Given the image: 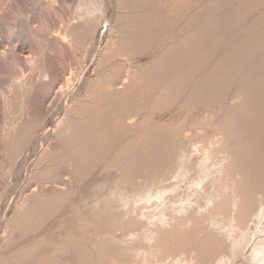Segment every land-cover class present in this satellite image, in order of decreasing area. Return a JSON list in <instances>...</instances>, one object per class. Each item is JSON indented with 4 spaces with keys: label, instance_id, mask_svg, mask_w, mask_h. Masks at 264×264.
Wrapping results in <instances>:
<instances>
[{
    "label": "bare ground",
    "instance_id": "1",
    "mask_svg": "<svg viewBox=\"0 0 264 264\" xmlns=\"http://www.w3.org/2000/svg\"><path fill=\"white\" fill-rule=\"evenodd\" d=\"M116 1L119 6V13L121 14L118 16V26L116 30L113 31L115 33L111 36V40H109L110 38H108V40L106 41L109 42L106 45H103L104 48H102V51L100 53L98 51L99 54L96 53L97 56H94V51H91L89 55V61H91L92 57L94 56L92 60L95 59V65L92 69V72L90 71L91 76H88L87 80L83 82L82 89L84 91L82 90L83 92H80V102L77 101L79 103L76 106L74 104L75 107H71V109L64 114V117L54 126V131H49L50 133L48 132V134H50L49 136L52 135L53 139L55 138V140L57 141L58 144H56L58 145V150L57 148L56 150H54V148L49 149L51 146H47L48 148L43 150L39 155L36 164L34 163V165H36L33 171V175L36 176L35 178L45 177L49 175L51 177L52 174L56 176V171L60 168H63L66 171L70 172L73 177H77L76 179L78 182L76 183V180H74V183L81 184L82 188L84 189L83 191L87 193V197H83V195L77 197V194L79 193L76 194L75 191V193L72 191L74 193L72 194V196V186H70L69 189H71H68L69 192L67 191L66 195L65 193H63L64 197L63 194H51L52 196H45L43 193L44 191H41L42 199H40L41 196H38L39 198L35 197L36 199H40L37 201L32 196L33 202L32 200H29L32 203H28L26 201V204L23 203L21 207L15 206V208H13V213H11L12 216L8 220L9 231L5 234L9 241L6 239V236H4V238L8 242H10L12 241L11 238L13 235L15 236V238L16 236H18V245L8 253L0 251V264H162V262H159L157 260L158 256L156 255H162L163 260L172 257L171 259L180 261L181 263L185 264H225V262L228 261H230L231 264H264V222H260V219L264 218V94L262 93L263 90L261 91V89H259L260 86L258 87L259 90H257V88H254L255 85L252 86V84L255 83V79L252 81L253 83H251V85H244V81L247 78L245 77V75L248 76L250 73H252L249 75L250 82L253 79H251L250 76L253 75L252 77H254V73L250 68V73L242 72L245 73V75L243 74L245 78L244 81H242L243 77L241 78L240 76H237L240 75V73H236L237 75L234 73L239 72L243 65L245 68L247 66L252 68L253 66H250V64L254 63L252 62L253 58L251 57V60L247 58V60H249V63L251 62L250 64L245 61L246 57H248V54L247 56L242 55L240 50L241 48L239 46L237 51L240 52L241 57L245 58L244 59L239 56L245 61V64L243 63L244 61L242 62V60H240V62H242L239 63L241 64V67L240 65L237 66L238 63H235L236 65L234 64L233 66L232 63L237 62V60L232 59V57H238V54L236 55L234 51H231L232 54L234 53L235 55L231 56L232 54L229 52L231 49L228 50V45L230 44L226 43L228 44L227 48L223 45L224 50H228H225L226 53H230L229 57L231 56L230 58L232 60H235L230 62V64L233 66L232 68H240H238L239 70L237 69L235 71L232 70V72H229L230 68L228 67H230L231 65H229L228 61L230 59L229 57V60L226 58V63L228 62V65L226 66L228 67H220L224 69L228 68L227 71L230 75H228L227 72L226 75L224 73L225 70L222 71L224 75L228 76L226 81L231 82L233 80V82L235 81L237 84H240V80L238 82L237 80L238 78H241L242 84L246 87V89L244 88V90H242V84H240V87H234L235 89L232 90V87L230 86L232 91H229H231V93L224 92L228 91L229 89V87H227L226 89L224 87L229 86L228 84H225L228 83L224 79L226 76H220V78L222 77L224 79L223 80L221 78L223 82L225 81L224 85L223 82L220 81L221 79H219V76H216L217 74L215 75V77L210 73L214 71L215 67H217V65L214 66L216 63L219 62L220 64H218L222 66L224 62L221 64L220 59L223 60L222 56H224V54L226 53H224L223 55H219V53L215 52L217 48L216 50H213L212 52H215L219 57L217 56V58L216 55L214 56L212 52L211 53L214 57H212V55H208L211 57V63L213 66H211L210 64H206L208 68L209 66H211V72L208 71L210 75H208L209 77L207 79L211 82L218 79L221 82V85H224L222 86V88L224 87L225 90L223 89V91L221 88V91L219 89L220 83L218 84V86L216 82H213V85L215 86L214 83H216V86L211 90L216 91L211 92V94L213 93L212 96L210 94L208 95L207 93L211 88L208 85L211 82L209 83V81L206 80L208 81L207 86L209 87L208 88L206 86V88L208 89L206 90L204 86L206 85L204 80L206 79L205 77L207 76V73L206 71L204 72V70L207 68L203 63L205 60L198 62V59L201 60L205 58V62H208V56H206L208 49L207 51L203 52V49L206 50L205 47L201 46L203 44L200 43L199 46H201L202 48H199L197 44L196 46H194L193 41L191 42L193 37L191 31H193L194 29L196 30V28L192 27L193 30H191L190 27L188 29L191 30L190 32L188 31V35L189 33L191 34L189 36L183 33V36L185 35V37L192 36L191 38H188L187 41H190V43L188 42V44L185 42L186 40H183L181 38V33L173 37L174 41H172V43L175 42V39L177 40V43H179L178 40L180 39L183 41L182 44L178 46L172 44L174 47L170 44L172 49L174 50L175 48L176 51L177 48L179 51V47L181 46V54L180 52L176 53V51H173L171 49L169 43L167 45L168 39H161V41L164 40L165 42L156 43L152 41L154 38L153 34H150L151 36H149L148 34H144L145 30H149L147 24L148 22L146 21L150 20L152 16L148 18L149 16L147 17V14H144L145 12L142 14L146 17L142 16L141 12L143 9L141 7L140 8L142 10L137 9V5L134 3L135 1L139 0ZM163 1L161 2L164 3ZM178 1H176V3H178ZM250 1L248 3L253 5V3H250ZM167 2L169 3V1ZM256 2L258 3V1L255 0V4H257ZM260 2H263V0H261ZM146 3L144 4L147 5ZM232 3L234 4V2H231V4L229 5H232ZM263 3H258L257 7H259V4L262 5ZM150 4L151 3L149 2L148 6ZM167 4L165 6H167ZM177 5L178 4L175 5L176 8L174 6L175 9H177ZM139 6L143 5L139 4ZM171 6H173V4ZM154 7L151 8L152 10L149 9L151 13L148 14L156 16L159 14V17L163 7L160 8L157 5ZM169 8L172 10L171 7H168V10ZM120 10L122 13L120 12ZM247 10L250 11L251 9H246V11ZM248 11L246 13H248ZM145 18H147L148 20L146 19V21H142V19ZM241 18L243 17L241 16ZM153 20L150 21L153 22ZM21 23H23V21ZM156 23V21L155 23H152L153 27H155L153 28L151 26L152 24H150L149 22V26H151L152 30L150 32H153V29L155 30L157 28H160V26L162 25V19L161 23L158 22L159 25L161 24L160 26H158V23L156 25ZM144 24L147 26H145ZM79 25L80 24H78V26ZM103 25V22H100L98 24L97 22L93 23V21H86L82 26H80L81 28L79 30H77L76 28L77 32L73 33V45L77 47L80 45L82 46L83 43L90 40L93 42H98V40H100V38L102 37L101 30H103ZM263 25L264 24H262V26ZM195 26L199 25L196 24ZM21 27L23 28L22 25ZM260 27L261 26H259V29L262 31V28L264 26L262 28ZM25 28L26 26L24 27V29ZM24 29L22 30L24 31ZM252 29H254V27H252ZM141 30L143 31V33ZM195 30L193 32H195ZM245 30L248 31L247 29H244V31ZM154 32L156 33V30ZM21 33L22 32H20V35ZM147 33H149V31ZM155 33L154 41L159 39L158 36H160L155 35ZM260 33L261 35H263L264 30ZM250 34H247V39L245 33H243V35L246 37V42L251 41L253 36L256 42L262 41L264 39V35L261 38L262 40H258L261 35L258 37L257 35L251 34V36ZM243 35H241L239 39L241 38V43L244 42L243 44H245V46H242V51H245L244 48H247L246 46L248 44L243 41ZM24 39L25 41H27L26 39L28 38ZM236 40L237 42L239 41L238 38ZM106 41L104 42L106 43ZM155 43L156 45H153ZM233 43L234 42H232V45H234ZM261 43L264 46V43L260 42V44ZM190 44L193 45L196 50H198V48L199 50L195 52L193 50L194 47H191ZM249 44L253 43L250 42ZM218 45L220 46L221 44L218 43ZM213 46L215 49L216 45H214V43ZM234 46H236V44ZM252 46L253 45H250L249 47ZM81 48L78 47V49L80 50ZM248 48L247 53H251L253 50ZM232 49L236 50L237 48L234 49L233 47ZM191 50L198 55V58L195 57L197 55L194 54ZM224 50L222 52H224ZM263 50H261V52H264ZM190 51L192 54L190 53ZM200 51L203 52V55H205L206 57L200 56L199 58V54L201 53ZM197 52L200 53L198 54ZM222 52L220 53L222 54ZM174 53H176V57L175 55L173 56ZM189 53L191 55L194 54L195 56H193V60L188 61L191 62L197 59L198 61H195L199 63V66L201 62L202 64H204V66H200L204 67V70L202 68V70H200L199 67V69L196 68L198 65L194 66V64L196 63L195 61L193 62L194 64H192L191 62V64L194 66V70H192L193 72L195 70H200L205 73H203L205 77H200V75L198 74L201 79L204 77V80H200V78H197L199 82H204V85L202 83H197V79L196 81L193 79L196 76L198 77V75H196L195 73L196 71L194 72L195 74H193L196 76H194L193 78H191V74L193 72L191 74L189 72L182 73L191 75V80L187 77L189 75L185 74L183 76L180 73L188 67V65L187 67H185L186 61L185 59L183 60V58L188 59ZM148 54L149 58L147 59V61L145 60V64L137 61L139 56H147ZM178 54L180 56H177ZM261 54H263L264 57V53ZM185 55L188 56L186 57ZM220 56L222 58H220ZM250 56L251 55H249V57ZM173 57H175V59L178 61H180L179 58L185 61L184 63L181 60L185 64L184 66H182L183 64L181 65L182 67H184V70L180 66V70L182 69V71H179L178 67L180 63L179 65H177L178 63H175L176 60H174V63H168L170 60H172ZM225 57H227V54ZM143 58L144 57H142V59ZM191 58L189 57V59ZM212 58H215L218 61L214 60L215 62H213L215 64H213ZM153 61H156V64H158L160 61L159 64L161 66L163 65L164 69H167V66H169L170 69H173V71H175H172V75L175 73L172 79V75H167L169 73L171 74V72H167L166 74L164 70L161 71V69H163V66L162 68H160V71L156 68V70L159 71L158 73L164 71L167 75L166 77L165 74V76L162 75L163 73H161V75L157 74L161 77H165H162V80L161 77L156 75L157 72L155 70L156 82L160 83V86L161 84L165 85L166 83H168L167 86L169 87L170 85V90L175 89L173 92H170L169 95V91H167L166 88H163V86H161V89H157L160 88V86H157V83V85L155 84L157 88H154L161 91L158 93L155 91V89H153L155 92L151 91V86H153L152 80L151 82H149L148 80H146V78L149 75L153 76L152 74H154V72H149L150 74L148 73L147 77H144V75L141 74L143 73L142 71H149V69L148 71H146V69L150 68L148 66ZM161 61H166L167 64L162 63ZM246 63L248 64L247 66ZM258 63H261V66L259 64H256L255 62L256 65H259V67L264 70V68H262L263 60L261 62L259 60ZM156 64H151L152 68H150V70H154L153 68ZM164 64L167 65L166 68ZM255 67H253V69ZM189 68L190 69H187L191 71L192 67L189 66ZM212 68L213 70H211ZM217 68L218 69L215 70L217 72L215 73H218L219 67ZM260 68H258L257 70L255 69L254 71L255 73L257 71V74H255L256 82L259 80V78H257L258 74H260V78L263 77L264 79V76L261 75H264V73H258L261 71ZM124 69H126L125 73H127V83L131 82L133 85L134 83L136 85H134V87H132V84H129L130 87L126 85V88H123L121 91V89L119 90V88H115V86L118 80L121 78ZM170 69H167V71ZM176 69L179 71H177V73H179L180 76L179 74H176ZM241 70L243 71L244 68L242 67ZM219 72V74H221V71ZM231 73L234 74L231 75ZM142 76L148 82L149 86L151 85L150 87L147 83H144L145 80L142 78ZM210 76H213L215 80H213V77H211L210 80ZM158 77L162 82L164 81V79H167L163 82L165 84L158 81ZM170 77L173 81L168 80V78L170 79ZM140 78L142 80L137 82ZM234 78L236 80H234ZM190 81L191 84H193L192 82L195 81L194 83L200 84V87L204 86V90H206L204 91L205 95L207 94L208 97H211L209 99H207V97H202V100L201 97L195 96L198 97L200 99L199 100L198 98H193L194 96L192 95L191 99H195L194 101H198L194 103L193 100H190L189 95L191 93L189 92L190 94H188L184 91V87L187 85V83L190 84ZM141 82L142 84L144 83V85L146 84V87H142L141 85L140 90L141 88H146L145 90H147L148 86V92H150V94L152 92L157 94H153L155 96L152 97L151 100V98L149 97H151L152 95H149L147 91H144V89H142L141 95H149L148 98L146 97L148 100L144 98V96L142 99H139L137 98V96H142L139 95L140 90L136 89V99L138 100V102L140 100L142 102L143 99L144 101L147 100L148 105L151 100L152 102L149 106L152 105V108H149V106L145 108V106H147V103L143 102L142 103L145 104L144 107H140V103H138L140 107L139 108L138 104H135L137 101L135 99L132 100L133 95L131 94H134L133 88H139ZM245 82H248V78ZM262 82L263 84L261 88L264 89V81ZM137 83H139L138 86ZM258 83H256V87L258 86ZM29 84L30 83H28V85ZM237 84L235 86H237ZM260 84L261 83H259V85ZM127 86L130 89L127 88ZM188 86H186L187 89H189ZM195 86L191 85L192 89L191 87L190 89L197 93L199 91V85L197 86V88ZM210 86H212V83ZM131 87L133 91L132 93ZM193 87H195L196 90H194ZM26 88L27 86L24 87V89ZM128 89L129 91L127 92ZM163 89L166 92H164ZM217 89L219 90L217 91ZM27 90H21L22 92L18 98L21 99V96L23 97L24 93H27ZM30 90H32L31 87ZM202 90L203 88L200 91ZM34 91L35 92L33 93L37 92L36 90ZM163 92L165 95L163 94ZM126 94L128 96H126ZM129 95H131V97ZM259 96L260 98L262 97L263 103L262 99H259ZM125 97L127 99H125L126 102H128V104H131L130 106H132L133 108H130L127 103V107L122 104L123 102L121 101ZM133 98H135V96ZM128 99H130L131 101H129ZM23 102L21 101V111H23L24 107H26V104L24 105ZM26 103L28 104V102ZM143 104H141V106H143ZM40 108H42V106ZM113 109L114 113L112 112ZM141 109H144V111L142 112ZM14 110H16V108ZM20 110H18V114L20 113ZM107 110L109 112H112L113 114H110ZM106 111L107 113H109V116L107 115L108 117L105 115ZM155 111L158 115L153 118L152 115L156 113ZM214 111L224 112L225 121H219V123H228L227 127L224 123L222 124V127L224 125L226 129L228 128L227 131H225L226 129L224 130L223 128L226 135L223 131H221L220 139L224 137L221 140H217V137H219L217 136L216 140H212L209 142L204 141L205 143H202L200 141H197V137L201 132L199 130L201 127V129H203V122H201L202 118H200L199 116L202 113ZM153 112L154 114H152ZM22 113H20L19 115L17 114L19 116V120L17 122L18 124L13 126L11 125L12 127L9 126V131L7 129L8 127L6 128L8 131L6 132L7 139H5L6 142L3 143L6 148V153L9 156L10 163L9 172H7L8 175H6V177H10L11 175H15L16 177H23L24 168L18 163V157L20 156V153L23 151V149L27 145H30L29 143L33 139L38 137L37 132H41L40 126L41 123H43V120L40 123L39 121L26 123V119L23 118L25 119V121H23L22 119V117L24 116H22ZM14 114L16 115V113ZM214 116L216 117V115ZM134 117H138L137 120L133 121ZM206 117L208 118V116ZM14 118L18 119V117H13V119ZM207 118L206 121L209 119ZM226 118L228 121H226ZM11 121L12 124L15 123L12 119ZM20 121L22 122L21 124H19ZM23 125H25L24 128L22 127ZM46 126L48 127V124ZM206 126L209 127L204 123V127ZM138 127L144 128L145 134L147 136L146 141L148 142L146 143L148 145H152L149 146L150 148L147 153H143L140 150V147L138 145H135L134 142L130 140L117 143L120 134V130L118 129L125 128L129 130ZM20 128H23V130L21 129L22 131H20ZM109 130L112 131L110 132ZM222 132L225 136L222 135ZM46 134L47 133L41 134L43 135L41 137V140H45V138L48 136ZM197 144L201 145L195 147V145ZM153 145L154 148L152 149L154 150L151 149ZM108 150H112L113 153L117 154L116 162L115 164H113L114 168H111L110 170H108L107 168V170L101 171L97 168L98 159L102 156L101 154L105 153ZM146 157L150 158V161L148 160V165H146L142 169L140 174H144L142 177H144L145 179H149L152 181L155 180V182L147 183L145 179L140 181L137 180V177H135L136 174H138L141 170L143 160H141V162L140 159L144 158L145 160L147 159ZM50 158L51 164H48L49 166L45 167L44 170L39 169L43 164L47 163ZM118 163H123V165L119 167ZM40 164L41 166L39 167L38 165ZM17 165H19V167ZM46 165L47 164H45L44 166ZM89 171H92V173L89 174ZM146 174L148 175L146 176ZM50 177L48 178L50 179ZM104 177L106 178L103 180L102 178ZM44 179L42 180L44 181ZM143 181L145 182L143 183ZM81 186L78 185V187ZM76 187L77 186H75V188ZM43 196L46 198H43ZM148 205H150L149 207H155L156 209H154L153 211H150L149 209L146 210V207H148ZM43 206L44 208H42ZM189 207H194L193 209L196 211H194L195 214L192 213V215L187 216L188 213H183L186 212ZM193 209H191L190 212L193 211ZM168 210H172L174 213L172 212V214H170L169 211L167 214L166 212ZM183 214L186 215L184 216ZM216 228H219L220 231L223 230L221 231V234L220 231L219 233H217ZM8 242H5V247L4 245L1 246L3 247L1 248L2 251L8 248ZM140 246L143 247H141L140 249ZM149 256L152 258L154 256L156 257L152 260L151 258H149Z\"/></svg>",
    "mask_w": 264,
    "mask_h": 264
},
{
    "label": "rangeland",
    "instance_id": "2",
    "mask_svg": "<svg viewBox=\"0 0 264 264\" xmlns=\"http://www.w3.org/2000/svg\"><path fill=\"white\" fill-rule=\"evenodd\" d=\"M144 1H142V0L140 1L139 0V1H135L134 2L137 5V7H136L137 9H141V8L143 9V10L141 9L142 10L141 14L145 12L144 14L145 15L147 14V17L149 16L148 18H150L152 16L150 18V20H153V19L156 18L157 20L156 19L153 20L154 23H155V21L157 23L158 22L161 23V19H162V25L160 24L161 25L160 26L159 23H158V26H160V28L158 29L156 27L158 30L155 29L156 30V33L154 32L155 31L154 29H153V32H150V31H152L151 30V26L153 27V24H152L153 22L150 21V20H148L147 18L142 19V21H144V20L146 21V19L148 20L146 22H148L147 24H148L149 30L148 29L147 30L149 31V33H147L148 31L144 29L145 32H146V33L144 32V34H148L149 36H151L153 34V37H154L153 40H152L153 42H156V43H159V42L161 43L162 42L163 43V42H165L164 41L165 39L166 40L168 39L169 41L167 40V45L169 43V46H170V44L171 45L173 44L175 46H178V45H181L182 42H183L181 39H180L181 41L178 40L179 43H177V40L176 39H175V42L174 43H172V41H174L173 40V37L174 36H177L179 33H181L180 34V36L182 35L181 38L183 40H186L185 42L188 44V42L190 43V41H187V40H188V38H191L192 36L191 37H187L186 36L187 37L186 38L185 35L183 36V33L186 34V35H188V31L190 32L191 30H193L192 29V27H193V28H196V30L194 29L195 32H193L194 30L191 31V33L193 35L191 42L193 41L194 46H196V44L199 46L200 43L203 44L204 46L203 45H201V46L206 48V50L203 49V52L204 51H207V49H208L206 56H208V55L211 56L212 53H213L212 51L213 50H216V48H217V50L215 52L219 53V55H223L224 53H226L225 50H227V49L224 50V47L226 46V48H227V45L230 44L231 47L233 46L234 49H236V48L237 49L236 50H233L232 49L233 47L231 48L230 45H228V50L231 49L229 52L232 54V52L234 51L236 53V55L238 54V57L239 56L241 57L240 52L237 51L238 50V47L240 46V48H241L240 50H241L242 55L247 56V54H248V57H246V59L244 57H241V58H244L245 61H247L248 63H249V60H251L253 58V61L252 62H254V63H251L250 62L251 64H253V65H251L249 63L250 66H253V67H255V66L257 67L258 66V67L257 68L255 67L253 69V67L252 68L251 67H248L247 66L248 64L246 63V66L248 67V69H247V67L245 68L244 65L242 64L243 65L242 67L244 68V70L242 71L241 70L242 69L241 64H239V63H242L244 60L241 59L240 57H239L240 58L239 59L233 53L231 56L237 57V58L232 57V59H236L237 60V62H233L232 63L233 66H234L235 63L236 64L238 63L237 66L240 65V67H241V69L238 67L240 69L239 72H234V73L235 74L236 73L237 74L240 73V75H237V74L236 75L238 77L240 76L241 78L243 77L242 78L243 80L241 78L240 79L238 78L237 82L240 80L239 82H241L240 84H242V81H244V79H245L244 76H243V74L245 75V73H242V72H249L250 69H251V71L254 73V77H252L253 75L250 76L251 79L253 78L251 80V82H250L249 81L250 80L249 79V75L252 74V73H250L251 72L250 71L249 72L250 74L248 76L245 75V77L248 78V82L249 83L248 82H245L247 80V78H246L245 81H244V83H245L244 85L245 86H248L249 84L251 85V83H253L252 81L255 79L254 80L255 83L252 84V86L255 85L254 86L255 89L257 88V90L261 89V91L262 90L264 91V89L261 88V86L263 84L262 81H264L263 77L260 78V74H258L257 75L258 76L257 78H259V80L257 79L258 81L256 82V77H255L256 75L255 74H257V71H256V73L254 72L255 69L257 70L258 68H260L259 65L261 63H258L259 60H260V62L263 60V64H262L263 67L262 68H264V59H263L264 57H263V54H261V53H264V52H261V50L264 49V46L262 45V43L260 44V42H263L264 43V41H263L264 39L263 40L261 39L264 34L261 35V33H260V32H262L264 30V27H263L264 25L262 26V24H264V11H263V9H264V7H263L264 6L263 5L264 4L263 3L264 0H263V2H260L261 0H256L260 4L263 3L262 5L259 4V7H257V5H258L257 2H256L257 4H255V0H251V1L250 0H238V1H236V0H185V1L184 0H180V1L176 0V1H178V3H176V1H174V0H166V1L160 0V2L161 1L164 2V3L161 2V4H160L159 0H155V1L154 0L153 1L152 0H144ZM167 1H169V3ZM249 1H250V3H253V5L249 4L248 3ZM149 2L151 4L148 6V3ZM171 2H174V3H171ZM228 2H230V3H228ZM231 2H234V4L232 3V5H229V4H231ZM144 3H146L147 5H145ZM139 4L140 5L142 4L143 6H139ZM166 4H167V6H165ZM172 4H173V6H171ZM176 4H178L177 5L178 6L177 9H175L176 8V6H175ZM153 5L154 6L157 5L160 8L163 7L162 11L160 12V16L159 17H158L159 14L157 16L156 15H152V14L149 15L151 13L150 10H152L151 8L154 7ZM249 5L252 6V7H250ZM133 6H134V4H133ZM174 6H175V8H174ZM168 7H171L172 10L170 8L168 10ZM245 7H246V9H249V10L251 9L252 11L251 10L250 11L247 10L248 13H246L247 11H246ZM257 8H258V11H257ZM260 11H261V13H260ZM262 11H263V13H262ZM120 12H121V10H120ZM243 12H244V14H243ZM250 12H252V13H250ZM119 15H121V14L119 13V6H118L116 0H58V1L57 0H0V28H1L0 29V51H1L0 52V249L3 248L1 246L4 245L5 242L7 243L9 241V239H7V236L5 234L8 233V231H9V222H8V220L12 216L11 213H13V208H15V206L16 207H19V206L21 207L23 203L26 204L25 203L26 201L28 203L29 202L32 203L33 202V200H32L33 197L34 198L35 197L36 198H39L41 196L40 199H42V192L43 191H44L43 193H44L45 196H49L51 194H53V195H60V194H63V193H65V195H66V193H67V191H68V189H69L70 186H72L71 187L72 188L71 192L72 191L73 192L75 191L76 194L79 193V194H77V197H80L82 195H83V197L84 196L87 197V195H86L87 193L85 191H83L84 189L82 188L81 184L80 183L79 184H76L78 182L77 179H76L77 177L76 178L73 177V175H71L70 172L66 171L63 168H60V169H58L56 171V173H55L56 176H54L52 173H48V174H52L53 175V178H52V175H51V177L49 175V176H45V177L35 178L36 176L33 175L34 174L33 171H34V168L36 167V165H34V163L36 164V162L38 161L39 155L41 154V152L43 150H45L46 148H48L47 146H49V147L51 146L49 149H51V148L53 149L54 148V150H56V148L58 146L57 145L58 143L55 140V138L53 139L52 135L49 136L50 134H48V132L49 131H54L53 130L54 129V126L64 117V114L67 111H69L71 109V107L72 108L75 107L80 102V98H81V93L80 92H83L84 91L82 89L83 82H85L87 80L88 76H91L90 71L92 72V69L94 68V65H95L94 64L95 59L94 60H92V59L94 58V56H97V54H99L102 51V48H104L103 45H106L109 42V41H106V40H108V38H110L109 40H111V38H112L111 36L114 35V33H115L113 31H115L116 28H117V26H118L117 25V22L119 20V17H118ZM145 15L142 14V16H145ZM142 16H141V18H142ZM154 16H156V17H154ZM241 16L243 18H241ZM30 17H32V18H30ZM157 17L160 18V19H158ZM97 19H98V21H97ZM22 21H23V23H21ZM86 21L87 22L88 21H93V23L97 22L98 24L100 22H103V24H104L103 27H102L103 30H101L102 37L100 38V40H98V42H93V41L90 40L88 42L83 43L82 46L81 45L78 46L79 48L82 47L81 50H80V49H78L77 46L73 45L74 44L73 43L74 42L73 41V33L77 32V30H79L81 28L80 26H82ZM237 21H238V23H237ZM149 22H150V24H152L151 26H149L150 25ZM157 23H156V25H157ZM78 24H80V25L78 26ZM196 24L199 25V26H195ZM21 25L23 26V28L21 27ZM25 26H26V28L24 29ZM145 26H147V25H145ZM259 26H261L260 28L263 27L262 28L263 29L262 31L259 29ZM5 27H6V29H5ZM252 27H254V29H252ZM20 28L24 29V31L22 29H20ZM76 28H77V30H76ZM153 28H155V27H153ZM189 28L191 30H188ZM244 29H247L248 30V31L245 30L247 33L244 31ZM111 31L113 32V34H112ZM20 32H22L21 35H20ZM5 33H6V35H5ZM142 33H143V31H142ZM154 33H155V35H160V36H158V38L160 39V41H159V39H157V40L154 41V39H155ZM243 33H245V36L247 37V39H248V35L247 34H250V33L253 34V35H257L258 37L261 35L260 38H258V40H262V41H258L257 40L258 42H256L255 39L253 38L254 37L253 36L252 39H251V41H248L247 40L248 42H246V40H245L246 37L243 35ZM259 33H260V35H259ZM17 35H18V40H17ZM53 35L55 36V38H54ZM189 35H191V34L189 33ZM241 35H243L242 36L244 38L243 41H245L248 44L246 46L247 48L250 45H253L252 47H249L248 48V49L253 50L251 53L250 52L247 53V48H244L245 51H242V49H243L242 46L244 47L245 44H243L244 42L241 43V41H242V40H240L241 38L239 39V37ZM184 37H185V39H184ZM24 38H28V39H26L27 41H25ZM103 38H105V39H103ZM156 38H157V36H156ZM237 38L240 41V42L238 41L240 43V45H239V43L236 40ZM161 39H164V40L161 41ZM170 40H171V42H170ZM228 40H229V42H228ZM104 41H106V43ZM215 42H217V43H215ZM232 42H234L233 44L234 45L236 44V46L232 45ZM250 42H252L253 44H249ZM156 43L153 44V45H156ZM193 43H191V44H193ZM213 43H214V45H216L215 46V49H214ZM218 43H220L221 45L219 46ZM226 43H228V44H226ZM241 44H243V45H241ZM223 45H224V47H223ZM261 45H262L263 48L261 47ZM194 46L191 45V47H194ZM201 46H199V48ZM180 47H179V51H178V48H177V51H176L175 48L173 50L172 47H171V49L173 51H176V53H179L180 52V54H181ZM199 48H198V50H199ZM209 48H211V49H209ZM221 48L224 50V52H222L223 50ZM193 50L195 52L198 51V50H196L195 47H194ZM91 51H94V54L95 55L93 54L94 56L92 57L91 61H89V55H90ZM98 51H99V53H98ZM191 51H190V53H191ZM194 51H192V52L194 54H196ZM201 51H202V49H201ZM203 52H201L200 54L197 52L199 54V58H200V56H203V57L205 56V55H203ZM208 52H210V53L212 52V53L210 54ZM220 52H222V54ZM229 52L226 53L227 54V57H225L226 54H224V56H222L223 57V60L220 59V58H222L220 56L219 59L221 60L220 61L221 64L224 62L222 64V66L219 65L220 64L219 62H218L219 64L218 63H216V64L214 63L215 61H218L217 59H215L218 55L216 53L215 54L213 53V55L214 56L216 55V57L215 58H212L213 59L212 62L215 60L213 62V64H215L214 66L217 65V67H219L218 73H215V72H217V71H215V70L218 69L217 67H215L216 69L213 67L214 68V71H212V72L210 71L211 66H213L212 63H211V57L210 56L207 57L208 58V62L207 63L205 62L206 61V58L205 59H201V60L198 59L199 61L197 59H195L198 62H200L202 60H205L203 62L205 64V67L207 68L205 70H204V67H200V66H204V64H202V62L200 63V66H199V63H197L195 60L194 61L197 64L196 63L194 64L193 63L194 61H191L192 64H194V66H197L198 65L196 67L197 69L200 68V70L203 69L204 72L206 71V73H207V76L206 77H205V75H203V73H204L203 71L198 70L200 73L198 71H196V70H195L196 72L194 71L196 73V75L199 74L200 77L204 76L206 79L204 77L201 79L199 77V75H198V77L196 75H193V74H195L192 71V70H194L193 69L194 66L191 64L190 61H188V60H193V56H195V55L194 54L191 55L192 53L191 54L189 53L188 54L189 56L188 55H185L186 57L188 56V59L183 58V60L185 59V61H186V65L184 64L185 61H183L179 57H177V58H179L180 61L182 60L184 63L182 61L180 62V61H178V60L175 59L176 53L173 54V56L175 55V57H173L172 60H170V61L168 60L169 62L168 61L167 62L168 63H170V62L174 63L175 62L174 60H176L175 63L176 64L178 63L177 65H179V63H180V65L178 67L179 68V71H182V69L180 70V66L182 64H183L182 66L185 65V67H187V65H188V67H187L188 69H190L189 66L192 67L191 68V71H189L187 68L186 69L188 71L186 69H185L186 70L185 71L184 70V67L181 66V68H183L184 71H182L180 73L182 74L184 72H187V73L189 72L191 74L193 72L191 74L192 75L191 78H193L194 76H196V77L193 78L195 81H196L197 78H200V80H204L205 79L204 82H205L206 85H204V82H202V81L199 82L198 79H197L196 82L197 83H202L205 86V89L208 90L206 88V86L208 84V81H209L207 79L209 77L208 75L212 74L213 76H215L217 74L216 76L217 77L219 76V79H221L222 77L220 78V76H224L225 77L227 74L230 75L229 72H232V70L235 71V70L238 69V68L237 69L236 68L235 69L232 68L233 66L230 64V62L235 61V60H232L230 58L231 56L229 57V54H230ZM244 52H246V53H244ZM190 55L192 56V58H191ZM213 55H212V57H214ZM249 55H251V56L249 57ZM145 56L146 55H142V57H144L143 59H142L141 56H139L140 59L138 58L137 61H140L142 64L143 63L145 64L146 61H147V59L149 58V54L146 57ZM177 56H180V55L178 54ZM261 56H262V58H261ZM189 57L191 59H189ZM195 57L198 58V55L195 56ZM228 57H229L230 60L228 59ZM226 58L229 60L228 61L229 62V65H231L230 67L226 66V65H228V62L226 63V61H227ZM247 58H249V60H247ZM209 60H210V63H209ZM240 60H242V62H240ZM187 61L190 62V63H188ZM245 61L243 62L244 64H245ZM153 62L150 63V65L151 64H156L155 63L156 61L154 63ZM161 62L162 63H166V61L165 62L164 61H161ZM255 62H256V64H259V65H256ZM159 63H160V61H159ZM159 63L156 64L157 67H156V65L155 66L153 65L154 66V68H153L154 70H152V69L150 70V68H152V65L151 66L149 65L148 67H150V68H147L146 69V71H148V69H149V71L148 72L142 71L145 74H143V73H141V74L144 75V77L145 76L147 77L149 72H152V73L154 72V74H152L154 76L155 75L156 68H157V70L160 71V68H162V66H163V65L161 66ZM166 64H164L165 65V68L167 66ZM189 64H191V65H189ZM206 64L207 65L210 64L211 66H209V68H208V66H206ZM25 67H26V69H25ZM220 67H224V68L228 67V68H230L229 69V72L227 71L228 68L227 69H224V68H220ZM213 68L211 70H213ZM167 69H170L169 66H167ZM167 69H164V66H163V69H161V71L164 70L166 72V74H167V72L168 73L171 72V74L170 73L167 74L168 76H171L172 73L175 72V71H173V69H170L171 71L170 70L167 71ZM177 69H176V74L178 75L179 73H177V71H178ZM157 70H156V72H157L156 75L157 74L161 75V73H163L162 75L165 74L164 71L158 73L159 71H157ZM224 70H225V72H224L225 74L227 72L226 75H224L223 72H222ZM262 70L263 69H261V71L258 72V73H264L263 72L264 70L263 71ZM208 71H210L211 73L209 74ZM219 71H221V74H219L220 73ZM125 72H126V69L123 70L122 75H121V78L118 80V82L116 83V86H115V88L117 87V88H119V90L121 89V91H122L123 88H126V85L129 86V84H132L131 82L127 83V80H126L127 73H125ZM187 73H185V74H187ZM201 73H202V75H201ZM234 73H231V75L234 74ZM174 74L171 76L172 79L174 77ZM185 74H182V75L184 76ZM156 75L154 77L149 75L150 77L148 76L146 78V80H148L149 82H151V80H152L153 86L150 85L152 87L151 88L152 90L150 89L151 91H153V92L156 91L158 93L161 90H157V89H161V86H163V88H166V90L169 91V93L167 92L168 95H169L170 92H173L175 90L174 88H172L174 90H170L169 89L170 88V85L168 87L167 86L168 83H166V84L163 83L167 79H164V81L162 82L161 80H159V77H161V76L157 75V76H159L158 77V81H160L163 84H165V85H162L161 84V86H160V83L156 82ZM167 75H166V77H167ZM187 75H189V74H187ZM191 75H189L187 77L190 78ZM261 75L264 76L263 74H261ZM164 76H162V77H164ZM179 76H180V74H179ZM213 76H210V80H211V77H213ZM144 77L142 76V78L145 80ZM162 77H161V79H162ZM171 77H170V79L168 78L169 81H173L171 79ZM191 78H190V80H191ZM227 78H228V76H226L224 78L225 81L227 80ZM235 78H234V80H236ZM153 79H154L155 82L153 81ZM222 79L220 80L221 82H223V80H224V79L223 80ZM140 80H142V79L140 78L137 82H139ZM146 80H145V82L144 81H142V82L148 84V82ZM206 80H208V81H206ZM213 80H215L214 77H213ZM217 80L218 79H216L213 82H216L217 85L220 83V86L221 87L218 85L220 90H221L222 86H224L225 84L226 85L227 84L229 85V86H224L225 89L227 87H229L228 91H224L225 90L224 87L222 88V90L224 89L223 90L224 92H230L231 93V91L233 89H235L234 87H240V84L238 83L239 84L238 85L235 81L233 82V80L231 82L230 81H226L228 83H225V81H224L223 82V84L225 83L224 85L223 84L221 85V82L219 80L217 82ZM195 81L192 82L193 84H191V81H190V84L192 86H195V84H196V83H194ZM142 82H141L139 88L138 87L133 88V91L134 92L132 91V87H134V85H136V84L135 83H134V85L132 84L133 86L131 87V93L133 92L135 95L134 94H131V93L130 94L133 95V97L135 96V98L132 97V100L135 99L137 101L135 104L140 103V107L143 108L144 105H145L143 103H147V106H145V108H146L152 102L151 101L152 100V97H154L157 93H153L152 92L150 94V92H148V86H149V84H148L147 90H145L146 88H141V90L144 89V91H147L149 95H152L151 97H149V98H151L149 105H148V101H147L148 100L147 98L149 96L148 94H145V95H148V96H144V94H143L144 98L147 97L146 98L147 100L144 101V99H143V101H142L143 103L141 102V100L138 102V100L136 99V95H137L136 94L137 93L136 92V89L140 90L141 85H142V87H144L146 85V84L144 85V83L142 84ZM210 82L211 81H209V83ZM213 82H211L212 83V86H210L211 83L208 85L211 88L209 89V92L207 94L208 95L210 94L211 96L213 95V93L211 94V92L212 91L213 92L216 91V90L215 91L214 90H211V89L215 88V86H216V83H214L215 84V86H214L213 85ZM229 82L231 84L233 83L234 85L233 84L231 85ZM258 82L261 83V84L259 85ZM15 83H16V85H15ZM28 83H30L32 86L30 84L28 85ZM235 83L237 84V86H235L236 85ZM256 83H258V86L257 87H256ZM155 84L157 86H160V88H157ZM188 84L189 83H187L186 86H188ZM190 84L188 86L189 89H187V87L184 85L185 86L184 87V91L186 93H188V94L191 93L189 95V98H190V100H193L194 103H196L198 100L197 101H194L195 99H191L192 98V95L194 96L193 98H196L197 99L198 97H195V96H199V97H201L202 100H203L202 97H205V98L207 97V99H209L211 97V96L208 97L207 94L205 95V92L204 91H206V90H204V86L203 87L202 86L200 87V84H196V86H195L196 88H197L198 85H199L198 86L199 88H201V89L203 88L202 91H200L201 89L198 88L199 91L197 90L198 92L196 93L195 91L191 90L192 87H191ZM25 85L27 86L26 89H24V87H26ZM33 85H35V86H33ZM138 85H139V83H137V86ZM244 85L242 84V88H243V89L241 88L242 90H244V88L246 89V87ZM29 86L31 87L32 90H30V87ZM128 86H127V88L130 87V86L129 87ZM230 86L232 87V90H231ZM259 86H260V88L258 89ZM154 87H156L157 89H155ZM190 87H191V89H190ZM195 87H193L194 90H196ZM263 88H264V86H263ZM27 89H29L30 91L27 90ZM129 89L127 90V92L129 91ZM153 89H155V91ZM219 89H217V91ZM21 90H23V91H26L27 90V93H24V95H23V97L26 98V99H24L22 96H21V99L18 98L19 95L22 92ZM34 90H36L37 92L36 93H33V92H35ZM141 90H140V94H139L140 96H142L141 95L142 94L141 93L142 92ZM189 90H191L193 93L191 91H189ZM229 90H231V91H229ZM263 91H262V93L264 94ZM29 92H31V93H29ZM164 92H166V91L164 90ZM164 92H163V94H164ZM199 92H204V93H199ZM75 94H76V96H75ZM153 94H155V95H153ZM31 95H33V96H31ZM131 95H129V96L131 97ZM71 96L73 98L74 97L75 98L73 99ZM126 96H128V95L126 94ZM143 96L142 97H138L137 96V98H139V99L141 98L142 99ZM260 96H259V99H262V97L260 98ZM71 99H73V100H71ZM125 99H126V97L121 101V102H123L122 104H124L126 106V103H127V105L130 106L131 104H128V102H126L127 99L126 100ZM263 99H264V97H263ZM263 99H262V103H263ZM16 100H18V101H16ZM128 100L131 101L130 99H128ZM135 100H134V102H135ZM21 101L22 102L24 101L23 102L24 105L26 104L25 105L26 107H24V110L22 109L23 111L20 110V106L22 104ZM77 101H79V102H77ZM26 102H28V104ZM32 103H33V105H32ZM65 104H66V106H65ZM74 104H75V106H74ZM141 104H143V106H141ZM152 104H154V103H152ZM114 105H116V104H114ZM41 106H42V108H40ZM64 106H65V109H64ZM131 107L132 106H130V108ZM138 107H139V104H138ZM152 107H153L152 105L149 106V108H152ZM263 107H264V103H263ZM15 108H16L17 111L14 110ZM2 109H3V111H2ZM114 109H113V111L111 110L113 113H114ZM18 110H20L19 111L20 113L23 112L22 113V116L23 115L24 116L22 117V119L25 118L26 119V123H30V122L33 123V121H39V123H40L42 120H43V123H41V126H40L41 132L40 131L37 132L38 133V137L35 138V139H33L35 141L32 140L29 143L30 145H27L23 149V151L20 153V156L18 157V163L24 168L23 169V173H24L23 174V177H16L15 175H11L10 177H6V175H8L7 172H9V164L10 163H9V156L6 153V150H5L6 148L4 146V143L6 142L5 139H7L6 132L9 131V126H11V125L13 126V125L18 124L17 123L18 120H19V116L18 115L20 114V113L18 114ZM107 111L105 112L106 113L105 115L106 116L107 115L109 116V113L111 114L112 112H109L108 111L109 113H107ZM143 111H144V109L142 110V112ZM14 113H16V115ZM61 113H62V115H61ZM152 114H154V112ZM8 115H10V116H8ZM156 115H158L157 112L154 115H152L153 118ZM214 115H216V117ZM206 116H208L209 119ZM13 117H18V119L17 118H14L13 119ZM199 117L202 118L201 122H203V129H201L202 127L200 128L199 131H201L200 132V135L201 136L199 135L197 137V141H200L202 143H205L207 141L209 142V141H212V140H216V137L217 136H219V137H217V140H221V139L224 138V137H222L220 139V137H221V134L220 133H221V131L224 132V130L226 128H225L224 125L222 127V124L224 122L223 123H219V121L220 122H222L223 120L225 121L224 112L223 111L222 112L221 111H216V112L214 111V112L202 113ZM135 118L136 117H134V119L132 118L133 121L134 120H137L138 117L136 119ZM206 118L208 119L207 121H206ZM11 119L15 123L12 124L11 123L12 122ZM15 119H17V120H15ZM25 119H23V121H25ZM132 119H131V121H132ZM27 120H29V121H27ZM9 121H10L11 124L9 123ZM226 121H228L227 118H226ZM21 123L22 122L20 121L19 124H21ZM204 123H205V125H208L209 127H207V126L204 127ZM8 124H10V125H8ZM47 124H48V127L46 126ZM224 124L226 125V127L228 126L227 125L228 124L227 122H225ZM51 125H52V127H51ZM22 127L24 128L25 125H23ZM6 128L8 129V131H7ZM23 128H20V131H22ZM221 128H222V130H221ZM223 128H224V130H223ZM118 130H120V134H119V139H118L117 143L126 142L128 140L133 141L135 145H138L140 147V150L143 153H147L149 151V148H150L149 146H152V145H148L147 144L148 143L146 141L147 136L145 134L144 128H142V127L133 128V129H129V130H127L125 128H120ZM227 130H228V128L225 131H227ZM109 131L111 132L112 130H109ZM108 132H106V133H108ZM223 132H222V135L225 134V132H224V134H223ZM43 133H47L46 135H48L45 138V140H44L45 142L43 140H41L42 139L41 137L43 136L41 134H43ZM213 137H214V139H213ZM46 139H48V140H46ZM198 145H201V144H197V145H195V147H197ZM129 148H131V147H129ZM152 148H154V145H153V147H151V149ZM25 149H27V150H25ZM38 149H39V151H38ZM57 150H58V148H57ZM152 150H154V149H152ZM101 155L102 156L98 159L97 168L99 170H101V171L107 170V168H108V170H110L111 168H114L113 167V164H115V162H116L117 154L113 153L112 150H108V151H106L105 153H103ZM141 160H143V162ZM148 160L150 161V158H147L145 160H144V158L143 159H140V161L142 162V166H141L140 172L138 174H136V176H135V177H137V180L142 181V180L145 179L144 177H142L144 174H140V173H141L142 169L146 165H148V162H149ZM141 162H140V165H141ZM45 164H47V165L44 166ZM45 164L42 165L44 167H42L41 164L38 165L39 167L41 166V168H39V169L44 170L45 167L49 166L48 164H51V158ZM122 165H123V163H118V166L119 167H121ZM17 166L19 167V165H17ZM16 170H17V168H16ZM91 170H93V169H91ZM91 173H92V171H89V174H91ZM147 175L148 174H146V176ZM48 177H50V179ZM105 178L106 177H104L102 179L104 180ZM42 179H44V181ZM74 180H76V183H74ZM145 180L147 181V183L155 182V180H153V181L152 180H149V179L148 180L145 179ZM144 182L145 181H143V183ZM78 185H80L81 187H78ZM75 186H77L78 188L76 187L77 188L76 189ZM80 188H81V191H80ZM73 192L71 193V195L75 193V192L74 193ZM69 196H67V197H69ZM63 197H64V194H63ZM77 197H75V198H77ZM43 198H46V197L43 196ZM40 199H36V200L38 201ZM29 200H32V202L29 201ZM48 204H49V202H48ZM45 206H46V204H45ZM149 206L150 205H148V207H146V210L149 209L150 211H153L154 209H156L155 207L152 208V207H149ZM42 208H44V206ZM42 208H40V209H42ZM193 208L194 207H189L188 210L186 212H183V213H188L187 216L192 215V213L195 214L196 211ZM168 209H170V208H168ZM191 209H193V211L190 212ZM169 211L170 210H168L167 212L165 211V212L168 214ZM172 212L173 211L171 210L169 213L172 214ZM183 215L185 216L186 214H183ZM260 222L261 223L264 222V218L263 219H260ZM7 223H8V225H7ZM206 224H207V221H206ZM216 231H217V233H219V231H220L219 228ZM221 231H223V230H221ZM221 231H220V234H221ZM256 234H258V233H256ZM4 236H6V239L8 241L5 240ZM13 237L15 238V236L14 235L12 236V238H11L12 241H10L11 243L8 242L9 245L6 244L9 249L8 248H6L5 250L3 249L4 251H2V249H1L0 250L1 252L8 253L10 250H12V249H14V248L17 247V245H18V243H17L18 236H16L15 239ZM3 238H4L5 241L3 240ZM9 246H11V247H9ZM4 247H5V245H4ZM141 247H143V246H140V249H141ZM145 247H146V245H145ZM156 256H158L157 260L159 262H162V264H185V263H181L180 261H175V260L171 259L172 257H170L168 259L166 258V260H163V256L162 255L161 256L160 255H156ZM156 256H154L153 258L149 256V258H151L153 260ZM93 264H95V263H93ZM225 264H231V263H230V261H228V262H225Z\"/></svg>",
    "mask_w": 264,
    "mask_h": 264
}]
</instances>
